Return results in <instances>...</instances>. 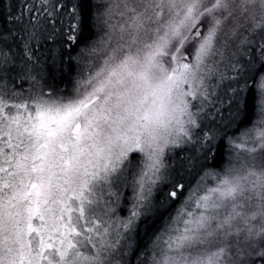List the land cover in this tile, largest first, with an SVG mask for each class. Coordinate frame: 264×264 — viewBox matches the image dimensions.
Listing matches in <instances>:
<instances>
[{
	"label": "snow or ice",
	"instance_id": "1",
	"mask_svg": "<svg viewBox=\"0 0 264 264\" xmlns=\"http://www.w3.org/2000/svg\"><path fill=\"white\" fill-rule=\"evenodd\" d=\"M0 264H264V0H0Z\"/></svg>",
	"mask_w": 264,
	"mask_h": 264
}]
</instances>
